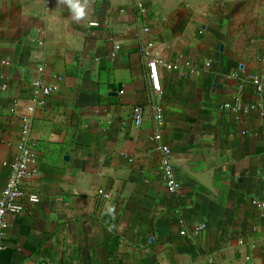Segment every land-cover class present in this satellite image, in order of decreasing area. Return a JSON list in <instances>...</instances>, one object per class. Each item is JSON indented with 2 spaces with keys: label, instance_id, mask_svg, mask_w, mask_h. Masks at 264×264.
<instances>
[{
  "label": "crops",
  "instance_id": "obj_1",
  "mask_svg": "<svg viewBox=\"0 0 264 264\" xmlns=\"http://www.w3.org/2000/svg\"><path fill=\"white\" fill-rule=\"evenodd\" d=\"M136 1L80 0L77 20L63 0H0V189L28 125L39 196L4 216L0 264H264V0H143L158 93L133 28L89 27ZM39 76L56 92L33 102ZM202 168L217 195L185 171Z\"/></svg>",
  "mask_w": 264,
  "mask_h": 264
},
{
  "label": "built area",
  "instance_id": "obj_2",
  "mask_svg": "<svg viewBox=\"0 0 264 264\" xmlns=\"http://www.w3.org/2000/svg\"><path fill=\"white\" fill-rule=\"evenodd\" d=\"M93 4L96 0H91ZM113 18L122 19L125 23L124 28H133L135 40L139 47V51L142 53L143 58L146 60L148 69V78L150 81L151 89L158 93L160 89L158 65L157 61L148 52V50L154 47L153 40L151 38V24L153 21V14L148 4L143 1H136L130 7H118L113 11L112 8L108 9V12L103 17V21H92L89 23V27L99 28L103 27L106 30L114 28L111 22ZM127 24V25H126ZM102 25V26H101ZM33 42L41 43L43 41V32L37 31L35 35L31 37ZM120 47L119 42H114V48ZM166 68H175L170 65H165ZM43 72V67L37 68L38 75ZM249 81L253 84L256 94L261 95L263 85L262 80L257 76H250ZM30 91L32 94L33 102H37L38 97H48L56 92V89L50 85H47L39 76L30 83ZM259 107V106H258ZM29 112L32 108L28 109ZM154 113V119L160 121L161 111L156 108ZM259 114L264 119V109L259 108ZM133 122L135 127H139L142 123V109L140 107H134L132 110ZM158 140L159 137H154ZM20 146L18 157L9 164L8 176L4 185L0 189V226L3 224V218L6 214L18 215L24 210V204H36L39 202V196L35 193H28L23 184L26 180L33 175V171L29 170V166L35 162L34 154L32 153V142L30 140V128L28 125H24L20 135ZM159 151L161 153L159 172L164 183L165 189L169 194H174L180 189V182L176 179L175 171L173 168L172 160L170 157V149L166 146H160ZM256 207L264 209V202L255 203ZM183 227V226H182ZM204 228L203 225H199L195 228V232H198ZM181 235H185L186 232L183 229L180 232ZM212 264H220L210 260ZM45 264V263H39Z\"/></svg>",
  "mask_w": 264,
  "mask_h": 264
},
{
  "label": "water",
  "instance_id": "obj_3",
  "mask_svg": "<svg viewBox=\"0 0 264 264\" xmlns=\"http://www.w3.org/2000/svg\"><path fill=\"white\" fill-rule=\"evenodd\" d=\"M183 169H185L183 167ZM187 174H189L192 178H194L198 183H200L202 186L210 190L214 195H217V191L213 188V171L214 170H207V168H202L198 171H187L185 170Z\"/></svg>",
  "mask_w": 264,
  "mask_h": 264
},
{
  "label": "clouds",
  "instance_id": "obj_4",
  "mask_svg": "<svg viewBox=\"0 0 264 264\" xmlns=\"http://www.w3.org/2000/svg\"><path fill=\"white\" fill-rule=\"evenodd\" d=\"M63 2H66L72 9L75 19L79 20L85 15V9L84 6L81 5L80 0H63ZM85 2H87V0H85Z\"/></svg>",
  "mask_w": 264,
  "mask_h": 264
},
{
  "label": "rangeland",
  "instance_id": "obj_5",
  "mask_svg": "<svg viewBox=\"0 0 264 264\" xmlns=\"http://www.w3.org/2000/svg\"><path fill=\"white\" fill-rule=\"evenodd\" d=\"M140 1H143V0H140Z\"/></svg>",
  "mask_w": 264,
  "mask_h": 264
}]
</instances>
